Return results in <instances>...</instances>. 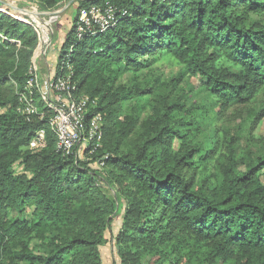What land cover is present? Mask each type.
<instances>
[{"label":"trees","instance_id":"16d2710c","mask_svg":"<svg viewBox=\"0 0 264 264\" xmlns=\"http://www.w3.org/2000/svg\"><path fill=\"white\" fill-rule=\"evenodd\" d=\"M62 1L39 3L53 9ZM76 3L56 66L69 64L78 93L98 99L104 129L95 160L108 154V182L124 208L114 240L119 263L141 264L147 256L148 264H264V156L233 157L215 184L195 181L222 155L221 135L205 117L209 109L246 105L264 89V25L251 19L264 13V0ZM108 8L112 25L101 32L90 12L104 15ZM5 11L0 4V264H101L118 207L96 171L56 151L43 105H37L43 118L28 121L18 111L39 38L34 26ZM82 11L92 25L79 37ZM165 56L182 70L173 82L197 77L198 94L212 108L185 109L165 97L143 121L120 119V103L135 95L123 87V95L112 93L114 82ZM40 130L46 145L33 152L29 143ZM26 209L29 220L22 217ZM32 240L44 255L29 248ZM190 242L197 251L186 259Z\"/></svg>","mask_w":264,"mask_h":264},{"label":"rangeland","instance_id":"374dc122","mask_svg":"<svg viewBox=\"0 0 264 264\" xmlns=\"http://www.w3.org/2000/svg\"><path fill=\"white\" fill-rule=\"evenodd\" d=\"M77 1L63 0L53 9H43L39 0H0V4L7 10L5 11L6 14L18 22L30 24L36 28L39 40L32 56V68L37 73L40 84L58 63V50L71 28L76 13ZM98 18L100 17L98 16ZM251 19L264 25V13L252 15ZM180 73H182V70L176 62L165 56L159 62L152 64L149 69L127 71L123 74L114 82L112 93L123 95L125 93L124 88L133 92L135 97L120 103V119L125 116H139L140 120L143 121L151 116L152 109L158 108L161 99L165 97L168 100H177V104H184L185 109L212 108L208 105L211 100H203L202 95L198 94L200 80L197 77L186 75L180 79L178 84L173 82V79ZM149 91L150 94L147 93ZM186 94H188V98H185ZM96 100L98 104V99ZM36 105H38V102H36ZM205 117L210 119L211 127L217 128L221 135L222 147H220V150L222 155L216 162L208 165L206 172L201 175V179L196 176L195 181L207 178L211 184H215L217 181L216 176H219L221 168H224L233 157L238 162L239 160L247 161L257 156H264V89L246 105L224 109L221 112L218 110L211 112L209 109V113ZM136 140L137 136L134 134L130 138L129 145L135 144ZM180 144L181 140H175L174 148L178 149ZM121 150L125 149L122 148ZM78 156L80 162L87 163L92 171L97 172L98 183L103 186L105 194L115 201L116 208H119L116 187L108 182L105 171L108 168H102L103 170H101L95 163L96 156L84 155L81 152L78 153ZM17 170L20 172L21 168L18 166ZM240 170L243 171V165H240ZM185 176L189 179L191 172L185 173ZM118 208L110 217L107 242L100 249L101 264H120L114 240L121 228V217L124 208ZM30 212L29 209H26L22 217L29 220ZM187 246L186 259L197 251L192 242ZM29 248L36 255H44L45 253L37 240H32ZM204 252L206 254V250ZM199 257L201 258V253ZM206 257V255H202V258ZM148 263L149 258L147 256L141 259V264Z\"/></svg>","mask_w":264,"mask_h":264},{"label":"built area","instance_id":"2783aa9c","mask_svg":"<svg viewBox=\"0 0 264 264\" xmlns=\"http://www.w3.org/2000/svg\"><path fill=\"white\" fill-rule=\"evenodd\" d=\"M93 23L98 24L100 31H105L112 25L113 12L108 8L104 15L97 14L92 9ZM98 16L100 18H98ZM82 26L78 28V36L89 30L92 23L86 12L79 17ZM36 30V28L34 27ZM64 65V66H63ZM59 70L57 66L50 70L48 77L40 84L37 73L32 65L28 71L25 93L19 96V112L29 121L34 115L43 118L44 112H39L36 102L48 110V127L55 137V148L62 156H74L78 153L96 156L102 147L104 120L100 112L96 111L97 100L78 93L75 82L72 81L73 72L69 64L64 63ZM65 70V72H64ZM37 99V100H36ZM45 131L40 130L29 143V149L39 152L45 148ZM108 154L96 159L97 166L102 169Z\"/></svg>","mask_w":264,"mask_h":264}]
</instances>
